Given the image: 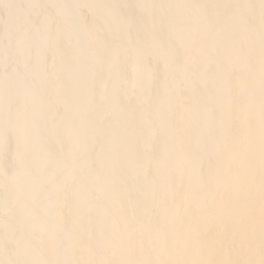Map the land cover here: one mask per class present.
Segmentation results:
<instances>
[{"label": "bare ground", "instance_id": "1", "mask_svg": "<svg viewBox=\"0 0 264 264\" xmlns=\"http://www.w3.org/2000/svg\"><path fill=\"white\" fill-rule=\"evenodd\" d=\"M33 1L0 28V264H264V0Z\"/></svg>", "mask_w": 264, "mask_h": 264}, {"label": "rangeland", "instance_id": "2", "mask_svg": "<svg viewBox=\"0 0 264 264\" xmlns=\"http://www.w3.org/2000/svg\"><path fill=\"white\" fill-rule=\"evenodd\" d=\"M17 1H18V0H17ZM17 1H16V0H0V14L2 15L1 18H0V21H1V23L3 24V25H2V24L0 23V26H1L0 28H2V27L5 25V24H4V23H5V19H7V18H4V17L7 16V15L5 14V11H4V10H6L7 7H11V6H13V4H15ZM31 1H33V0H31ZM35 1H36V0H34L33 3H34ZM37 1H38V0H37ZM41 1L43 2V0H41ZM41 1L39 0V2H38L37 4H41V3H40ZM70 1H71V0H70ZM48 2H49V3H48ZM51 2H52V3H51ZM51 2H50V1H47L46 3H48V4L51 3L52 6L55 4V7H56V9H57V7L59 6V5H58V2H59V1H58V2L55 1V3H54V1H51ZM61 2H64V0H61ZM61 2H59V4H60ZM65 2H69V0H66ZM53 3H54V4H53ZM56 3H57V4H56ZM48 4H47V5H48ZM44 5L46 6V4H44ZM56 5H57V6H56ZM24 6H25V5H24ZM49 6H51V5H48V7H49ZM52 6H51V7H52ZM73 6H74V5H73ZM25 7H26V9H24L25 11L23 10V8H24V7H23L22 10H21V12H20V14L18 13L19 16L22 15V14H25V13H26V14H29V12L31 13L30 8H29V10L27 9L29 6L27 7V5H26ZM55 7L53 6L52 8L55 10ZM71 7H72V5H71ZM71 7H69L70 9L68 8L69 10H66L67 12H66V11L64 12V14H65V13H66V14L68 13V14L70 15L69 18H68V16L63 15L64 17H67L68 20L70 19V17H71L72 15H74V13H76L77 11H79V10H78L79 8H78L77 6H75V7L78 8L77 10H76V8H74V7L71 8ZM4 8H5V9H4ZM259 8H260V7H259ZM259 8H258V10L261 9V8H260V9H259ZM3 9H4V10H3ZM71 9H72V10H71ZM84 10L86 11V9H82V10L79 11V13H80V12H81V14H84V13H85L84 17H85L86 15L89 16V13H86V12H88V10H87L86 12H85ZM23 11H24V12H23ZM256 11H257V9H256ZM3 12H4V13H3ZM22 12H23V13H22ZM27 12H28V13H27ZM83 12H84V13H83ZM21 13H22V14H21ZM58 13H59V12H56V14L54 13V14H55V18H57L56 15H60V14H61V16H62V13H59V14H58ZM70 13H73V14L71 15ZM16 14H17V13L14 14V17H15V16H18V15H16ZM32 14H33V15H32ZM32 14H31V15L29 14V15L31 16V18H33L34 15L37 16V14H35V13H32ZM68 14H67V15H68ZM81 14L79 15L80 17H82ZM5 15H6V16H5ZM75 15H77V14H75ZM19 16H18L17 18H21V17H23L24 15H22V16H20V17H19ZM36 16H35L36 19L34 18V19H31V20L36 21V20L38 19V16H37V17H36ZM53 16H54V15H53ZM53 16H52V17H53ZM61 16H59V17H61ZM72 17H74V16H72ZM84 17H82V18H84ZM86 17H87V16H86ZM15 18H16V17H15ZM55 18L53 17V19H55ZM71 19H73V18H71ZM71 19H70V21H71ZM3 20H4V21H3ZM31 20H30V21H31ZM51 20H52V19H51ZM73 20H75V17H74ZM34 21H33V22H32V21L30 22L29 27H28V24H29V23L26 22V25L24 26V28H29V29H31L30 26H31V23H33V24H32V25H33V26H32L33 29H31V30L33 31L34 28L36 27V29H35L33 32H34L35 34L39 32L38 35L40 36L41 23L39 22V19H38L36 22L39 23V24H37L38 26H36V24H34ZM28 22H29V21H28ZM68 22H69V21H68ZM75 22H76V21H75ZM70 24H71V22H70ZM73 24H75V25H73ZM39 25H40V26H39ZM71 26L74 27V26H77V25H76V23H72ZM39 28H40V29H39ZM26 30L28 31V29H26ZM31 30H29L30 33H29V31H28V32L26 31V32L28 33V34H26V33H25V30L22 29V32H24L23 35H24V34H26V35H29V34H30L31 36H34V35H32L33 32H32ZM37 30H38V32H37ZM31 32H32V33H31ZM38 35H37V36H38ZM41 35H42V33H41ZM31 36H29V37H30V43H31L30 45L33 47L34 44H32V43L35 42V43H36V45H34V47H35V46H37V43H38L37 39L39 38V36H38V38H37L36 36L34 37V38H36V39H34V40H36L37 42H36V41H33V37L31 38ZM40 37H41V36H40ZM31 39H32V42H31ZM115 40H116V38H114V40H113L114 43H117V44H118V42H116L117 40H116V41H115ZM7 42H8V43H7ZM11 42L15 43L14 41H10V43H9V41H7V40L4 38V36H3V37L0 36V44H1V48H0V77H4V76L7 75L8 73L10 74V72L12 71V70H11V66L13 65V63H11L12 60L10 61V58H13V61L15 62L16 60H14V59L16 58V56H14V55H17V51L20 52V51L22 50V48H21L22 45H20V43H19V45H18L17 42H16L17 44H16V43L13 44V43H11ZM73 42H75V44H76V41H73ZM41 43H42V41H41ZM41 43H40V44H41ZM11 44H13L14 46L11 45ZM40 44L37 46L38 48H36L38 52H36L35 50H33V51L36 52V54H35V52L30 51L31 48L28 50L29 45H28L27 47H26V46L23 47V48L26 47L27 49L25 48V50H28V51L26 52V51L23 49L24 52H25V54L28 53L29 51H30L31 53L33 52L34 54H33V53H32V54L35 55V56H32V54H31L30 52H29V53H30L31 55H28V54H27V55H28V56H32V57H35V58L28 57V58H29L28 62H29V61H30V62H29V64L27 63L26 66L28 65L29 67H28V66L26 67V66L24 65V66H21L22 68H24V67H26V69H27V68L31 69L32 67L35 68L39 63H41L40 61H42V60L40 59V57H42L43 54L46 55V57H45L44 55H43V57H45V58H47V59H48V57H50V55H52V54L50 53V52H51V48H50V46H48L49 43H46V44L43 43V45L41 44V47H40ZM72 44H74V43H72ZM75 44H74V45H75ZM46 45H47V46H46ZM31 46H30V47H31ZM18 47H19V48H18ZM34 47H33V48H34ZM13 48H14V49H13ZM20 48H21V49H20ZM33 48H32V49H33ZM17 49H18V50H17ZM32 49H31V50H32ZM34 49H35V48H34ZM16 50H17V51H16ZM19 50H20V51H19ZM40 50H41V52H40V53H41V56L39 57V54H40L39 51H40ZM78 50H79V51H78ZM78 50H77V52H78L77 55H78L79 57H77V59H81L80 57L83 56V55H85V54H83V53H86V52H83L82 55L80 56L81 51H80V49H78ZM81 50H82V49H81ZM12 51L15 52V54H13ZM49 51H50V52H49ZM82 51H83V50H82ZM84 51H85V50H84ZM21 52H22V51H21ZM79 52H80V53H79ZM37 53H38V58H39L40 60H37V59H38V58H37ZM42 53H43V54H42ZM19 54H20V53H19ZM19 54L17 55L18 57H19ZM48 54H50V55L47 56ZM14 57H15V58H14ZM19 58H20V57H19ZM19 58H18V59H19ZM36 58H37V59H36ZM82 58H85V59L87 58V59H88V57H87L86 55L83 56ZM47 59H46V60H47ZM85 59H84V60L81 59L83 63L87 61V59H86V61H85ZM32 60L35 61L36 63H37L38 61H39V62H38V64L36 65V63H32V62H31ZM43 60H44V61H43V63H44L46 60H45L44 58H43ZM89 62L92 63V61H90V60H89ZM89 62L87 61L86 66H88V65H89V66L91 65L90 67H95V66H96V65L93 66V64H90ZM15 63H16V62H15ZM30 63H32V64H30ZM88 63H89V64H88ZM93 63H94V62H93ZM108 63H109V62H108ZM108 63H107V64H108ZM34 64H35L36 66H35ZM44 64H45V63H44ZM84 64H85V63H84ZM33 65H34V66H33ZM42 65H43V64H42ZM58 66H59V65H58ZM58 66L56 65V67H55L54 70H50V71H49L50 68H48L47 65H46V66L44 65V68L47 67L48 69H47V68L44 69L45 74H44L43 72H42V73H43L44 75H46V73H48V75L50 76L51 74H49V72L52 73V71H54V72L52 73V75H54L55 72H56V69L58 68ZM61 66H63V65H61ZM37 67H40V66H37ZM37 67H36L35 69L39 70V68H37ZM63 67H64V66H63ZM63 67H62V69L59 68V69H57V70H61V71H62V70H64ZM22 68H20V69H22ZM26 69L19 70V74H17L18 72H16L17 75L15 74V76H17V79H15V77L12 79V80H14V79L16 80V82H15V80H14V82L12 81V83L15 84V85L13 84L14 86H16V84H18V86H16V87L19 88V89L16 88L17 90H23V88L25 89V87H26V90L29 89V87H28L29 84L27 85V83H26V84H25L26 86H25V85L23 84V82H21V81H23V80L25 79V78L23 79V76L28 75L29 72H30L29 69H28L29 72H28ZM35 69L32 68L31 71H33V70H35ZM42 69H43V67H42ZM23 70H24V71H23ZM40 70H41V69H40ZM47 70H48L49 72H48ZM21 71H22V72H21ZM35 71H36V70H35ZM46 71H47V72H46ZM20 72H21V73H20ZM39 72H40V71H39ZM57 72H58V71H57ZM25 73H27V74H25ZM30 73H31V72H30ZM35 73H37V75L39 74L37 71H36ZM39 75H41V73H40ZM52 75H51V77H52ZM18 76H19V77H18ZM21 77H22V80H21ZM26 77H27V76H26ZM71 77H73V78L71 79ZM71 77H69L70 79L67 77L68 80H67L66 82H68V81H70V80H75L74 78H76L74 75H71ZM178 79H179V78H177L176 80L178 81ZM17 81H18V82H17ZM24 82H25V80H24ZM66 82H65V83H66ZM174 82H175V81L172 80V82H169V85H170V83H171V86H172V84H175V83H176V82H175V83H174ZM67 85H68V83H67ZM29 86H30V85H29ZM33 86H34V85H32V88H33ZM43 86H44V85H43ZM27 87H28V88H27ZM30 87H31V86H30ZM35 87H36V89H37V88L40 89V87H42V86H39V87L35 86ZM35 87H34L33 89L31 88L32 93H33V90L35 89ZM44 87H45V86H44ZM44 87H42V88L44 89ZM183 88H184V87H183ZM36 89H35V90H36ZM39 89H37L38 92H39ZM180 89H182V86H180ZM35 90H34V92H35ZM37 90H36V92H37ZM41 90H42V89H40V91H41ZM184 90H185V89H184ZM7 91H8V88H7V87H0V93H1V94H5V93H7ZM28 92L31 93V91H28ZM38 92H37V93H38ZM32 93L30 94V96H32ZM37 93H35V94H37ZM141 93H142L143 95H145V93H143V92H141ZM183 93H184V95H185V94H186V90H185V91H183V89L180 90V94H183ZM142 94H141L140 96H142ZM33 95H34V94H33ZM184 95H183V96H184ZM30 96H29V98H30ZM34 96H36V95H34ZM143 97H144V96H143ZM31 99H32V97H31ZM13 103H14V102H13ZM13 103H11L12 106L16 104V103H15V104H13ZM26 104H27V103H26ZM26 104H25L24 106H26ZM16 105H17V104H16ZM99 111H100V110H98V112H99ZM101 112H103V111H101ZM101 112L98 113V114L101 115ZM67 113H69L68 115H69V116L71 115V118H72V115H73V114H70V113H72V111H71V112H67ZM73 116L75 117L74 119H76L77 114H75V115H73ZM40 119H41V117H40ZM14 121H16V120H14ZM17 122H18V120H17ZM202 123H203V122H202ZM39 124H40V121H39V123H35V125L33 124L32 127H31L32 129L30 128L32 131H30V130L28 129V130H27V131H29L28 133L31 132V134H34V133H32V132H35V134H36V132H38L39 129H41ZM113 124H114V123H113ZM33 126H35V127H33ZM36 126H37V127H36ZM38 126H39V127H38ZM33 130H34V131H33ZM28 133H26V134H28ZM26 134H25V135H26ZM2 145H3V144H2ZM2 145L0 144V152L3 151L4 149L6 150V146H5V145L2 146ZM6 154H7V155H6ZM9 154H10V152H9V153H5V155H4L5 157H4V158L2 157L3 159H2V158H1V159L4 160V162H5V161L8 162L9 159H10L9 156H11V154H10V155H9ZM77 156H78V157L80 156L79 158H77V160L80 159V158L82 157V156L79 155V154H78ZM47 172L49 173L48 176H50V173H51L52 171L49 169ZM47 172H43V174H44V173L46 174ZM84 172L86 173V171H84ZM87 172H88V171H87ZM48 173H47V174H48ZM85 173H84V174H85ZM38 174L41 175V176H45V175H43V174H41V173H38ZM86 174H87V173H86ZM86 174H85V175H86ZM39 175H38V176H39ZM51 175H52V174H51ZM46 176H47V175H46ZM39 177H40V176H39ZM36 179H37V178H36ZM36 179H35V180H36ZM37 181H38V182H37ZM37 181H35V184H33V186L35 185V188L33 187V190L35 191L34 193L39 192V190L41 191V189L45 187L44 184H42V182H41L40 180H37ZM40 182H41V183H40ZM58 183H59V185L61 186V183H64V182H61V183L58 182ZM58 183H55V185L58 184ZM65 185H66V183H64V185L61 186V189H62V188H66V187H64ZM41 187H42V188H41ZM55 187H57V186H55ZM58 187H59V186H58ZM58 187H57V189H58ZM40 188H41V189H40ZM59 189H60V188H59ZM42 190H43V189H42ZM0 193H1V188H0ZM2 202H4V200H3V201H2V200L0 201V203H2ZM91 203H92V202H91ZM93 204H94V203H93ZM45 214H46V213H45ZM43 216H44V215L42 214L41 221H42L44 218H46V216H44V217H43ZM6 218H7L6 213L0 212V222L5 221ZM42 218H43V219H42ZM44 221H45V219H44ZM53 230H54V229L50 227L49 231H52L51 233H54V232H55V230H54V231H53ZM108 251H110V250H108ZM106 254L109 255L110 252H107ZM64 255H65V253H64Z\"/></svg>", "mask_w": 264, "mask_h": 264}]
</instances>
